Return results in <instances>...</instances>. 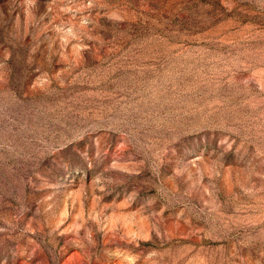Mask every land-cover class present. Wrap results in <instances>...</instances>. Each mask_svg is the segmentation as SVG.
<instances>
[{"label": "rangeland", "instance_id": "obj_1", "mask_svg": "<svg viewBox=\"0 0 264 264\" xmlns=\"http://www.w3.org/2000/svg\"><path fill=\"white\" fill-rule=\"evenodd\" d=\"M0 264H264V0H0Z\"/></svg>", "mask_w": 264, "mask_h": 264}]
</instances>
